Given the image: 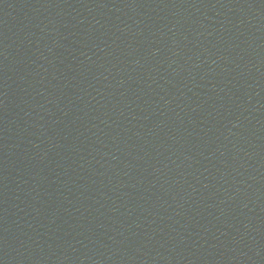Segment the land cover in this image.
Instances as JSON below:
<instances>
[{"label": "water", "instance_id": "water-1", "mask_svg": "<svg viewBox=\"0 0 264 264\" xmlns=\"http://www.w3.org/2000/svg\"><path fill=\"white\" fill-rule=\"evenodd\" d=\"M264 132V0H224Z\"/></svg>", "mask_w": 264, "mask_h": 264}]
</instances>
